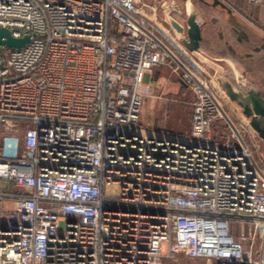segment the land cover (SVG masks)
I'll return each instance as SVG.
<instances>
[{
    "label": "built area",
    "instance_id": "1",
    "mask_svg": "<svg viewBox=\"0 0 264 264\" xmlns=\"http://www.w3.org/2000/svg\"><path fill=\"white\" fill-rule=\"evenodd\" d=\"M0 28L30 36L0 48V264H264L263 140L189 73L190 134L143 127L172 57L138 0H0Z\"/></svg>",
    "mask_w": 264,
    "mask_h": 264
},
{
    "label": "rangeland",
    "instance_id": "2",
    "mask_svg": "<svg viewBox=\"0 0 264 264\" xmlns=\"http://www.w3.org/2000/svg\"><path fill=\"white\" fill-rule=\"evenodd\" d=\"M163 1H139L141 12L144 10L148 17H152L155 14L153 9L161 7ZM158 13H160L159 10ZM257 38V40L252 42V46H247L243 49L241 47H230L229 55L219 62L211 60V58L220 59L214 56L207 55L203 57L197 54V56L189 57L188 59L192 63V71L190 72H180L172 75V71L167 66L156 68L153 72L154 88H152L146 98L142 109V125L151 130L164 129L175 135L182 134L179 135L182 137L190 134L194 95L189 88L179 89L177 87L178 75L189 73L210 82L211 92L222 102L225 111L229 115L230 122H234L237 127L241 128L240 121H242L246 124L243 126L244 128L252 129L258 134L252 127L251 118L247 117L244 110L231 100L218 82L219 79L227 80L238 93L247 94L249 90H255L264 95V33L262 29L258 33ZM227 126L228 124L217 128L215 133L217 140L225 141L231 135V128ZM260 139L263 142H258V150L253 145H250V147L252 151L254 150L252 158L256 168L259 172L262 171L264 175V139L261 137ZM260 154L263 156H260ZM262 183L264 185V180ZM234 233L236 235L239 233L238 226L234 227ZM165 264L209 263L205 260L180 258L178 260H169Z\"/></svg>",
    "mask_w": 264,
    "mask_h": 264
},
{
    "label": "crops",
    "instance_id": "3",
    "mask_svg": "<svg viewBox=\"0 0 264 264\" xmlns=\"http://www.w3.org/2000/svg\"><path fill=\"white\" fill-rule=\"evenodd\" d=\"M153 10L155 14L152 17H148L144 10L141 14L161 31L165 47L172 57L167 66L172 75L192 71V63L188 59L191 56L198 54L203 57L207 55L219 57L220 59L211 58L219 62L229 55L230 47L243 49L252 46V42L258 39L261 29L264 33V0H258L257 3H253L252 0H164L161 7ZM190 14L196 15L202 35L200 51L195 53H191L183 43L184 40H189ZM149 81L152 90L155 85L153 73ZM180 81L181 74L177 78V87L188 89L187 86L181 85ZM157 131L168 132L164 129Z\"/></svg>",
    "mask_w": 264,
    "mask_h": 264
},
{
    "label": "water",
    "instance_id": "4",
    "mask_svg": "<svg viewBox=\"0 0 264 264\" xmlns=\"http://www.w3.org/2000/svg\"><path fill=\"white\" fill-rule=\"evenodd\" d=\"M188 25L189 40H184L183 43L189 51L199 52L202 35L200 24L195 14L189 15ZM29 42L30 36L18 39L8 29L0 28V48L22 49ZM218 82L231 100L244 110L247 117L251 118L252 127L264 139V95L255 90H249L247 94L238 93L227 80L219 79ZM180 84L187 86L183 80L180 81Z\"/></svg>",
    "mask_w": 264,
    "mask_h": 264
}]
</instances>
